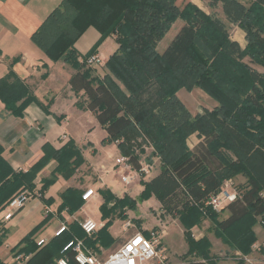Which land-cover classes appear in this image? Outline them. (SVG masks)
<instances>
[{
    "label": "trees",
    "instance_id": "trees-1",
    "mask_svg": "<svg viewBox=\"0 0 264 264\" xmlns=\"http://www.w3.org/2000/svg\"><path fill=\"white\" fill-rule=\"evenodd\" d=\"M178 1L62 0L32 34L31 41L46 57L62 60L74 70L69 79L71 90L83 92L84 108L95 115L109 142L117 143L120 155L127 157L134 169H139V159L133 154L136 144L132 141L140 135L151 141L160 169L143 183V195L153 196L163 213L178 219L184 230L197 224V217L215 219L216 212L205 204L208 197L219 191L224 180L244 177L247 185L223 209L227 216L216 222V236L229 249L248 254L257 241L253 227L258 218L264 217V73L243 59L247 56L250 63L264 68V30H248L251 21L263 20L260 11L264 0H247L250 8L240 0H211L222 3L225 16L244 29V49L230 39L220 22L204 15L191 2L180 5ZM178 19L184 25L163 51H158V42ZM90 26L102 40L114 36L118 46L105 62L102 79L79 62L74 47ZM97 47L88 56L96 54ZM195 87L204 89L218 106L191 118L177 92ZM0 101L7 113L18 117L29 103H38L11 68L0 79ZM193 131H199L200 139L189 149L186 140ZM50 158L57 166L42 181L40 191L50 186L57 174L68 178L74 166L82 162L76 146L69 141L58 150L46 151L25 172L13 171L0 146V209L19 191L35 189L33 182ZM76 193L68 189L61 195L63 207L70 212L81 206ZM102 196V210L114 201L109 215L123 208L135 210L136 201L127 196L117 198L107 191ZM110 221L93 240L86 237L84 241L90 246H104ZM67 232L39 249L32 244L30 233L15 254L33 252L27 264H50L74 238ZM190 243L192 249L201 246V242ZM202 248L199 256L205 257ZM0 264H4L1 259ZM70 264L76 263L70 259ZM183 264L212 263L200 258Z\"/></svg>",
    "mask_w": 264,
    "mask_h": 264
},
{
    "label": "crops",
    "instance_id": "crops-1",
    "mask_svg": "<svg viewBox=\"0 0 264 264\" xmlns=\"http://www.w3.org/2000/svg\"><path fill=\"white\" fill-rule=\"evenodd\" d=\"M61 1L0 0V79L5 77L11 68L38 101V103H29L20 117L7 113L4 110V104L0 101V146L3 158L13 171L25 172L35 165L46 151L49 153V150H58L71 141L84 159V164L76 169L72 176L66 178L56 175L57 199L54 198L48 186L41 191L42 198L29 200L8 223L0 228V259L4 264H15L14 254L25 245L22 241L28 234L31 233L33 245L37 246L38 241L45 240L43 245L37 246L39 249L56 237V232L64 224L67 227V234L82 239L84 245L102 260L119 249L134 233L148 234V231L142 230L139 221L136 225V222L130 220L131 214L135 215L145 203H139L136 198L143 188L129 187L130 184L138 182L140 176L135 177L128 184L122 181L121 175L124 172L120 173L121 165L118 164V159L121 155L117 143L109 142L104 129L97 123L92 112L84 108V105L83 107L77 105L76 94L69 86V79L74 70L62 61H53L46 57L31 41L32 34ZM185 2L194 3L192 0ZM74 47L80 53L77 42ZM117 47L112 35L97 47L95 55L102 65L94 75L99 79H102L104 74L102 66ZM14 59H16L15 62H13ZM79 95L82 96L83 92H79ZM83 97L85 100V96ZM62 134H66L67 139L58 142ZM198 142L199 140L194 143V146ZM189 147L193 148V146ZM152 161L156 165L159 160L153 156ZM56 166V160L50 158L33 182L36 189H41L42 181L52 175ZM150 178L145 179L144 176L145 181ZM68 189L76 191V197L81 201L79 209L71 212L63 207L61 199V195ZM86 189H93L94 195L84 202L81 196ZM102 191L110 192L117 198L129 196L136 201L135 210L123 208L109 215V208L114 205V202L106 203L102 210L104 202ZM155 201L162 211L156 199ZM125 217L128 219L124 220ZM86 218L97 222L100 225L99 229L111 220L108 227L110 238L108 237L105 244L103 243L104 246L99 243L90 246L84 241L86 237L93 240L92 238L99 230L91 236L85 235L79 223ZM127 222L130 224L129 227L125 226ZM253 230L257 241H260V237H264L263 228L256 224ZM166 240L168 245L169 243L171 245V239ZM229 250L235 257L236 264H245L243 260L236 257V254L252 257L256 262L264 260V250L255 252L251 248L248 254ZM56 260L54 259L50 264H55Z\"/></svg>",
    "mask_w": 264,
    "mask_h": 264
},
{
    "label": "rangeland",
    "instance_id": "rangeland-1",
    "mask_svg": "<svg viewBox=\"0 0 264 264\" xmlns=\"http://www.w3.org/2000/svg\"><path fill=\"white\" fill-rule=\"evenodd\" d=\"M185 1L187 0H183V1L179 0L178 3L180 5H183ZM192 1H194V3L192 4L196 6L199 10H201L204 15H207L208 17L220 22L224 26L225 30H227L230 39L237 40L239 42L241 49L245 48L247 43L245 39V32L243 31L244 29L240 27L238 23H235L234 21L230 20L228 17L225 16L222 9V3H213L211 0H192ZM240 2L241 4H243L245 8L251 7V4L247 0H240ZM260 12L262 13L263 20L251 21V25L249 26L248 30H264L262 27V25L264 26V9H262ZM183 25H184L183 21L178 19L172 25L171 29L166 33V35L158 42L156 49L162 52L165 46L169 44V42L172 40L174 35L177 33L178 30L181 29ZM85 32H86L85 35L83 36L81 35L82 37L80 36L81 38L79 37L80 39L78 38L79 40L77 39L76 41L79 47V51L81 53L80 54L78 52L80 58L87 57L88 55H90L94 46L95 45L99 46L107 38L106 37L104 40H102L100 34L92 26L88 27ZM261 33L262 35H264L263 32ZM80 60L81 59H79V62L82 61ZM249 60L250 59L247 56H245L243 59L244 62L249 63V65L252 66L255 70L264 73L263 67L255 63H250ZM62 62L65 65H68L64 61ZM102 67L104 68L105 71L106 70L105 66ZM85 68H87L86 65ZM88 68L89 70L92 71V74L94 75L96 74V71L100 67L98 66L94 68L92 67H88ZM75 94L77 97V104L78 105L80 104L81 106L84 105L86 99L83 100L84 98L83 96L85 95L83 94L82 96H80L79 93H75ZM177 97L184 105L186 110L189 112L191 118L195 117L196 115H202L204 113V109H208V111H211L212 109L218 106L217 101L211 98L202 88L195 87L190 91L181 89L177 92ZM199 134H200L199 131H193L189 134L186 140L189 149H191L189 146L191 147L194 146V143L200 139ZM132 143L136 144L135 146L136 148L133 146V150H134L133 154H135L138 157L139 161L151 163L154 154L153 147L151 146V141L145 135L142 136L140 135V137L137 138L135 142L132 141ZM83 164H84V159L82 158V162L74 166L75 170L71 174V176L75 173L76 169H78ZM159 169H160V161H158V164L154 165V170L149 175L145 176V179L150 178ZM87 171L88 170H86V172ZM145 179L144 177H140V180L138 182H136L135 184H130L129 187L133 189H137L139 187L144 188L143 183L145 182ZM56 180L49 186L51 193L55 199L58 198L56 194L57 193L56 183L58 181ZM226 180L231 181V188H233L237 194L241 193V191L244 190V188L247 185L245 178L242 177L241 175H236ZM143 192L144 191L142 189L136 198L139 203L141 204L143 202L145 203L141 205L139 211H136L135 215L131 214L132 218H130V220L132 222H136V225L139 221V225L144 231L149 232L155 230L161 234L162 236L161 243L165 249V254L167 256L168 264H183L188 260H195L200 258L202 259L205 258L206 260L210 261L212 264L213 263L236 264V260L235 257L232 255V252L216 236L217 233L216 222H219L225 216H227V212L225 210L216 213L215 219H208L202 216L197 217L199 222L195 224L190 230L186 231L183 229L178 219L165 215L162 211H160V209L156 205V201L153 196L145 195L144 197ZM263 194H261L262 198H264ZM50 208L53 211L52 209L53 207L51 205ZM127 219L128 217H125L124 220ZM261 219L264 220V217L258 218L257 224L261 225L262 227ZM42 228L40 229V231L42 230ZM167 238L169 240L171 239V245L170 243L168 245V241L166 240ZM263 238L260 237V239L259 238L258 239L261 240ZM190 242H195V243L201 242V246L199 248L195 246V249H192L191 245L193 244H191ZM202 244H205L206 248H202ZM200 248L206 251L205 257L199 256ZM26 254H33V252H28ZM202 255L203 254H201V256Z\"/></svg>",
    "mask_w": 264,
    "mask_h": 264
},
{
    "label": "built area",
    "instance_id": "built-area-1",
    "mask_svg": "<svg viewBox=\"0 0 264 264\" xmlns=\"http://www.w3.org/2000/svg\"><path fill=\"white\" fill-rule=\"evenodd\" d=\"M82 60V61H81ZM87 67L101 66L100 59L94 54L87 58L81 59ZM67 139L66 134H62L58 138V142H63ZM118 164L121 165L120 173L121 179L124 183H130L135 177L149 175L154 170V163L138 161L139 169L136 170L132 167L127 157L120 156ZM93 189H88L82 194V201L86 202L93 196ZM238 194L231 188V181L224 180L219 191L216 194L210 195L206 201V205L212 211L218 213L222 211L229 203L236 200ZM32 198H42V193L38 189L22 190L15 194L7 204L0 209V228L8 223L14 215L20 211L25 204ZM262 224V222H261ZM82 232L91 236L99 229L100 225L90 218H86L79 223ZM129 227V222L125 223ZM67 227L62 225L56 232V236L65 232ZM45 243L42 239L37 242V246ZM252 250L261 252L264 250V238L256 241L252 245ZM31 254L18 253L14 255L15 264H27ZM236 257L243 260L245 264H264V260L257 261L249 256L237 255ZM70 259L76 264H168L165 249L161 243V234L155 230L149 231L147 236L140 232L134 233L129 237L125 243L115 252L109 254L105 259H99L95 252L88 249L82 239L72 238L64 244L60 251V257L55 261V264H70Z\"/></svg>",
    "mask_w": 264,
    "mask_h": 264
}]
</instances>
